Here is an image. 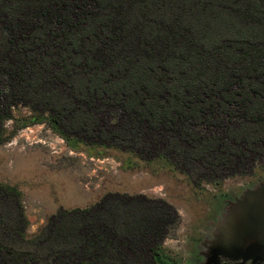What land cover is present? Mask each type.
Listing matches in <instances>:
<instances>
[{"label": "trees", "instance_id": "1", "mask_svg": "<svg viewBox=\"0 0 264 264\" xmlns=\"http://www.w3.org/2000/svg\"><path fill=\"white\" fill-rule=\"evenodd\" d=\"M20 105L71 146L166 158L196 187L252 175L264 0H0V144ZM180 222L162 198L109 192L30 237L22 191L0 182V264H170Z\"/></svg>", "mask_w": 264, "mask_h": 264}, {"label": "rangeland", "instance_id": "2", "mask_svg": "<svg viewBox=\"0 0 264 264\" xmlns=\"http://www.w3.org/2000/svg\"><path fill=\"white\" fill-rule=\"evenodd\" d=\"M3 124L11 137L0 144V182L22 191L30 237L60 208L88 207L119 192L162 198L180 213V224L164 243L172 264H208L209 259L217 264L211 254L215 247L226 250L218 260L223 256L241 264L243 245L258 238L245 207L253 203V193L264 195V165L252 175L196 187L166 158L146 161L117 148L71 146L48 114L36 116L26 106L13 108ZM259 257L264 259V245Z\"/></svg>", "mask_w": 264, "mask_h": 264}, {"label": "water", "instance_id": "3", "mask_svg": "<svg viewBox=\"0 0 264 264\" xmlns=\"http://www.w3.org/2000/svg\"><path fill=\"white\" fill-rule=\"evenodd\" d=\"M250 197H252L254 201L245 207L247 210L245 216L247 217V223L258 230V238L247 245H243V255L237 258L242 259L241 264H246L250 260H252L251 264L264 261V259L259 257V254L262 251V246L264 245V238H262V235L264 237V195H257L253 193ZM225 251L224 247H215L211 254L217 262L218 256L222 255ZM213 262L214 261L212 259H209L208 264H213Z\"/></svg>", "mask_w": 264, "mask_h": 264}, {"label": "flooded vegetation", "instance_id": "4", "mask_svg": "<svg viewBox=\"0 0 264 264\" xmlns=\"http://www.w3.org/2000/svg\"><path fill=\"white\" fill-rule=\"evenodd\" d=\"M235 261V260H233ZM231 261L229 258L223 257L220 260H217V264H234L235 262ZM248 263V262H247ZM246 263V264H247ZM259 263V262H258ZM239 264V262L235 263ZM257 264V263H256Z\"/></svg>", "mask_w": 264, "mask_h": 264}]
</instances>
